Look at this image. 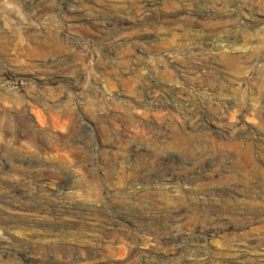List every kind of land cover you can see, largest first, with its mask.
Wrapping results in <instances>:
<instances>
[{
    "label": "rangeland",
    "instance_id": "rangeland-1",
    "mask_svg": "<svg viewBox=\"0 0 264 264\" xmlns=\"http://www.w3.org/2000/svg\"><path fill=\"white\" fill-rule=\"evenodd\" d=\"M151 1L0 0V264H264V0Z\"/></svg>",
    "mask_w": 264,
    "mask_h": 264
},
{
    "label": "bare ground",
    "instance_id": "bare-ground-1",
    "mask_svg": "<svg viewBox=\"0 0 264 264\" xmlns=\"http://www.w3.org/2000/svg\"><path fill=\"white\" fill-rule=\"evenodd\" d=\"M44 1V0H43ZM130 1V0H129ZM140 1H142V0H140ZM153 1V0H152ZM151 1V2H152ZM124 2V1H123ZM149 2V1H148ZM122 3V2H121ZM144 3H146L145 1H144ZM139 4H141V2L139 3ZM147 4V3H146ZM152 4V3H151ZM107 5V4H106ZM111 5V4H110ZM118 5V4H117ZM116 5V6H117ZM142 6H143V4H141ZM149 5V4H148ZM155 5V4H154ZM112 6V5H111ZM150 6V5H149ZM153 6V5H152ZM151 6V7H152ZM146 7V6H145ZM117 8V7H116ZM123 8V7H122ZM125 8V7H124ZM127 8V7H126ZM143 8H144V6H143ZM143 8H141V9H143ZM149 8V7H148ZM135 9V8H134ZM144 10V9H143ZM86 11V10H85ZM151 12H154V11H151ZM112 13H113V11H112ZM144 13V12H143ZM125 14V13H124ZM135 13H132V15H134ZM152 14V13H151ZM143 15H145V14H143ZM88 16V15H87ZM115 16V15H114ZM130 16V15H129ZM146 16V15H145ZM105 17V16H104ZM124 17V16H123ZM137 18H139V17H141V16H136ZM147 17V16H146ZM133 18V17H132ZM136 18V19H137ZM151 18V17H150ZM108 19V18H107ZM119 19V18H118ZM124 20V22H126L127 24H131V22H132V20H131V18L129 19V18H123ZM135 19V18H134ZM135 19V20H136ZM149 19V18H148ZM140 20H141V18H140ZM142 20H144V19H142ZM98 21V20H97ZM146 21V20H145ZM148 21V20H147ZM152 21V20H151ZM135 22V21H134ZM136 22H138V21H136ZM125 23V24H126ZM144 23V22H143ZM119 25V24H118ZM136 25V24H135ZM117 26V25H116ZM130 26V25H129ZM149 27H150V25H148ZM110 27V26H109ZM119 27H121V26H119ZM128 27V26H127ZM126 27V28H127ZM101 32V31H100ZM236 46V45H235ZM241 46V45H240ZM239 46V47H240ZM237 49H238V51H239V48L238 47H236ZM244 48V47H243ZM233 49H235V48H233ZM237 49H236V51H237ZM240 49L241 50H243V51H240L241 53H245L247 50H244V49H242V46L240 47ZM246 49H247V47H246ZM229 50V49H228ZM230 50H232L231 49V46H230ZM250 50V49H249ZM224 51V50H223ZM226 51V50H225ZM224 51V52H225ZM233 52V51H232ZM228 53V52H227ZM226 53V54H227ZM229 53H231V51L229 52ZM237 53V52H236ZM236 53H234V55L236 54ZM248 53V52H247ZM250 53V52H249ZM226 54H223V55H226ZM232 54V53H231ZM240 54V53H239ZM222 55V56H223ZM233 55V56H234ZM242 55V54H241ZM251 55V54H250ZM231 56V55H230ZM243 56H245V54L243 55ZM249 56V55H248ZM126 57H129V56H126ZM131 57V56H130ZM234 57H237V55H235ZM234 57H233V61H234ZM231 58V57H230ZM242 58V57H241ZM243 58H245V57H243ZM248 58V57H247ZM134 59V58H133ZM228 60H229V58H227ZM226 59V60H227ZM232 59V58H231ZM237 59V58H236ZM259 58H257V60H258ZM243 60H245V59H243ZM242 59H240V61H243ZM249 60H250V58H249ZM256 60V61H257ZM132 61V60H131ZM236 61V60H235ZM238 61H239V58H238ZM247 60H245V62H246ZM259 61V60H258ZM228 62H230V61H228ZM232 62V61H231ZM230 62V66L228 67V69H227V71H225V77H224V81L222 80V81H219V83H216L215 81H208L209 83H207V85H203V86H205L206 87V90L207 91H209V93L211 94V95H213L214 97H216V99L218 100V102L219 101H222L223 100V102L225 101V103L227 104V103H229V104H231V102H233V100H232V98L234 97L233 95H239V92H241L242 93V91L243 92H247L250 88L249 87H251L252 86V84H250V79H249V76L251 75V74H253V76L254 75H259L260 73V71L259 72H257V71H249L248 70V68L247 67H245V66H241V65H237V64H232ZM108 63V62H107ZM131 64V63H130ZM135 64H137V63H135ZM110 65V64H109ZM132 65V64H131ZM198 65H200V64H198ZM229 65V64H228ZM133 66H134V64H133ZM224 67V66H223ZM202 68V67H201ZM218 68V67H217ZM226 68V67H225ZM192 69V68H191ZM194 69V68H193ZM199 69V68H198ZM137 70V69H136ZM206 70V69H205ZM217 70V69H216ZM223 70H224V68H223ZM196 71H197V68H196ZM195 71V72H196ZM106 72V71H105ZM118 72V71H117ZM204 72V71H203ZM208 72V71H207ZM190 73V72H189ZM194 73V72H193ZM197 73V72H196ZM210 73V72H209ZM222 73H224V72H222ZM199 74V73H198ZM194 75V74H193ZM201 75V74H200ZM204 75V74H203ZM207 75V74H206ZM211 75V74H210ZM217 75V74H216ZM106 76H108V75H106ZM190 76V75H189ZM212 76V75H211ZM217 76H219V75H217ZM216 76V77H217ZM221 76H223V75H221ZM252 76V75H251ZM194 77V76H193ZM196 77V76H195ZM198 77V76H197ZM215 77V76H214ZM260 77V76H259ZM204 78V77H203ZM222 78V77H221ZM173 79V78H172ZM192 79V78H191ZM195 79L196 78H194V81H195ZM253 79H255V78H253ZM196 80H198V78L196 79ZM252 81V80H251ZM263 79H259V81H257V83L259 84V85H261L263 82ZM150 82V81H149ZM172 82V81H171ZM196 82V81H195ZM166 83H168V82H166ZM203 83H204V80H203ZM202 83V84H203ZM253 83V82H252ZM152 84L154 85V83L152 82ZM201 84V83H200ZM264 84V83H263ZM146 85V84H145ZM161 85V84H160ZM165 85H163L162 87H164ZM201 86V85H200ZM262 86V85H261ZM155 87V86H154ZM167 87V86H166ZM170 87V86H169ZM179 87V86H178ZM254 87H256V86H254ZM264 87V86H263ZM148 88V87H147ZM146 88V89H147ZM159 88V87H158ZM165 88V87H164ZM172 88V87H171ZM170 88V89H171ZM252 88V87H251ZM257 88V87H256ZM255 88V89H256ZM260 88V87H259ZM204 89V88H203ZM253 89V88H252ZM173 90V89H172ZM200 90V89H199ZM260 91H256V93H253L252 92V95L253 94H257V97H255V98H251V100H253V101H255L256 102V104L257 103H260L261 101V98H262V96H263V94H262V91H263V89H262V91H261V89H259ZM149 91V90H148ZM150 91H152L151 89H150ZM255 91V90H254ZM172 92V91H171ZM178 92V91H177ZM264 92V91H263ZM150 93V92H149ZM174 93V92H173ZM244 93V94H245ZM246 94H248V93H246ZM245 94V95H246ZM243 95V94H242ZM241 96V95H240ZM247 96V95H246ZM151 97V96H150ZM209 97V96H208ZM232 97V98H231ZM245 97V96H244ZM248 97V96H247ZM246 97V98H247ZM152 98V97H151ZM163 98H165V97H163ZM205 98V97H204ZM228 98H231V102L229 101V99ZM154 99V98H153ZM161 99V98H160ZM215 99V98H214ZM245 99V98H244ZM156 100H159V99H157L156 98ZM166 100V99H165ZM212 100V99H211ZM210 100V101H211ZM239 100H240V98H235V102H233L234 103V107H236L237 106V112H238V114L240 115L239 116V118L238 119H236L235 121H232V120H230V121H232L229 125H230V128L228 129V130H226L225 132V134H227V135H229L230 137H232V136H239V135H241L242 133H244L245 132V134H246V132H250V133H254V131L252 130L253 129V127H249L247 124H246V118H247V116L249 115L248 114V112H249V109L247 108V105H246V103H245V101L244 102H240L239 104H238V102H239ZM241 100H242V98H241ZM249 100V99H248ZM160 101V100H159ZM161 101H162V99H161ZM212 101H214V100H212ZM238 101V102H237ZM164 102V101H163ZM217 102V103H218ZM237 102V103H236ZM250 102V101H249ZM250 103H253V102H250ZM216 104V103H215ZM248 104V103H247ZM256 104H255V106H256ZM220 105H221V103H220ZM222 105H223V103H222ZM233 105V104H232ZM251 105H253V104H251ZM258 105V104H257ZM260 105V104H259ZM263 105V104H262ZM228 106V105H227ZM230 106V105H229ZM254 106V107H255ZM225 107H226V105H225ZM262 107V106H261ZM221 109V108H220ZM252 109H253V107H252ZM252 109H250V111L252 110ZM258 109V108H257ZM227 110V109H226ZM225 110V111H226ZM255 111H257V110H255ZM254 112V111H253ZM253 112H251V113H253ZM261 112V111H260ZM222 113H224V110L222 111ZM229 113H230V111H229ZM257 113V112H256ZM231 114V113H230ZM233 114V113H232ZM254 114V113H253ZM262 114V113H261ZM195 115V114H194ZM228 115V114H227ZM236 115V114H235ZM255 115H257V114H255ZM224 116V115H223ZM225 117V116H224ZM252 117V116H251ZM258 117H260V116H258ZM264 117V116H263ZM197 118V117H196ZM199 118V117H198ZM223 118V117H222ZM234 118V117H233ZM237 118V117H236ZM249 118V117H248ZM255 118V117H254ZM192 119V122H193V118H191ZM203 119V118H202ZM199 120L200 119H198L197 121L198 122H196L197 124H199ZM250 120V119H249ZM202 121V120H201ZM252 121V120H251ZM253 121H254V119H253ZM252 121V122H253ZM256 121V120H255ZM263 120H261V122H262ZM203 122V121H202ZM229 122V121H228ZM191 123V122H190ZM201 123V122H200ZM259 123H260V121H259ZM255 124V123H254ZM201 125V124H200ZM216 125V124H215ZM226 125V124H225ZM256 125H257V121H256ZM262 124H260V126H261ZM226 127V126H225ZM224 127V128H225ZM229 127V126H228ZM257 127V126H256ZM223 128V127H222ZM222 128H221V130H222ZM260 127H258V129H259ZM209 129V128H208ZM217 129V128H216ZM224 131V130H223ZM259 132V131H258ZM224 133V132H223ZM256 133V132H255ZM264 135V134H263ZM226 137V136H225ZM228 138V137H227ZM261 138V137H260ZM263 138V137H262ZM189 139V138H188ZM259 139V138H258ZM263 141V140H262ZM232 142V141H231ZM247 143V142H246ZM234 144V146H237L238 147V143L236 142V143H233ZM244 144V143H243ZM195 145V144H194ZM193 145V146H194ZM250 145H251V143H250ZM227 146V145H226ZM233 146V147H234ZM247 147H246V152H245V158H246V160L248 161V163H251V161H252V158H251V155H252V153H251V150H250V147H249V145H248V143H247V145H246ZM219 147V146H218ZM235 148V147H234ZM204 152V151H203ZM205 165V164H204ZM205 167V166H204ZM242 184V183H241ZM231 187V186H230ZM229 191V190H228ZM236 192V191H235ZM220 194V193H219ZM234 194V193H233ZM256 194V193H255ZM227 195V194H226ZM258 196V195H257ZM262 196V195H261ZM247 198H248V196H247ZM260 199V198H259ZM249 200V199H248ZM251 202V201H250ZM261 204V203H260ZM191 205V204H190ZM202 205V204H201ZM257 204H254V203H250V204H248L247 205V207L248 208H250V209H256L257 208ZM204 207V206H203ZM221 208H226V206H220V205H217V204H210V205H206V207L204 208V209H208V210H218V209H221ZM255 211V210H254ZM258 211V210H257Z\"/></svg>",
    "mask_w": 264,
    "mask_h": 264
}]
</instances>
